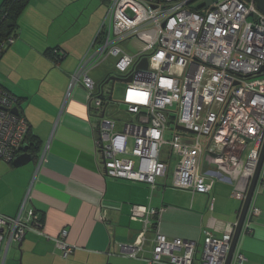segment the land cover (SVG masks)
<instances>
[{"label": "built area", "instance_id": "obj_1", "mask_svg": "<svg viewBox=\"0 0 264 264\" xmlns=\"http://www.w3.org/2000/svg\"><path fill=\"white\" fill-rule=\"evenodd\" d=\"M108 2L94 44L71 74L68 90L70 94L79 82L87 90L103 174L154 188L158 178L169 176L171 161L178 158L171 180L174 188L207 195V208L213 212L211 183L222 179L216 172L238 173L232 197L243 205L264 142V13L257 1ZM135 36L141 47L133 54L122 43ZM15 37L4 41L0 51L12 45ZM110 57L116 60V73L111 75L130 78L121 102L113 101L111 79L97 84L89 75ZM20 102L18 95L0 84V160L7 163H13L30 132L22 111H12ZM123 108L126 119L120 117ZM177 126L189 131L182 134ZM44 156L45 152L40 162ZM206 159L213 167L208 172L202 170ZM263 191L264 170L248 215L260 214L253 199ZM158 213L150 205L142 207V229L133 242L119 243L117 253L143 259L146 264H193L201 246L202 264H225L237 223L212 218L208 226L220 235L205 229L200 245L196 240L169 239L159 231L149 239ZM44 224L29 192L15 215L0 213V264H6L12 245L21 243L29 233L52 239L61 256L68 258L76 250L67 242L68 230L51 238ZM149 241L152 251L147 257ZM236 260L243 264L246 257L240 253Z\"/></svg>", "mask_w": 264, "mask_h": 264}, {"label": "crops", "instance_id": "obj_2", "mask_svg": "<svg viewBox=\"0 0 264 264\" xmlns=\"http://www.w3.org/2000/svg\"><path fill=\"white\" fill-rule=\"evenodd\" d=\"M18 24L15 42L4 53V64L0 63L5 74L0 84L21 99L22 113L30 124L26 143L36 145L30 150L35 161L17 169L0 160V213L15 215L29 192L46 234L53 238L65 228L67 242L76 246L63 258L52 239L29 233L21 249L15 245L22 264H146L117 252L119 243L135 240L143 227L141 208L147 205L159 211L149 239L159 231L169 239L196 240L200 245L205 229L220 235L208 226L212 218L238 221L240 201L232 197L238 173L216 172L222 179L211 183L213 212L207 208V195L174 188L168 177L158 178L154 188L148 183L106 178L97 156L87 90L79 82L68 94L70 74L88 51L91 37L83 42L81 34L73 35V25L65 21L35 22L30 16ZM55 48L67 53L60 66L49 55ZM97 68L90 71L92 78ZM210 169L206 159L202 170ZM253 201L261 212L247 215L232 264H240L236 260L240 253L246 257L243 264H264V191ZM200 249L194 264H202ZM151 251L149 241L145 255L150 256Z\"/></svg>", "mask_w": 264, "mask_h": 264}, {"label": "rangeland", "instance_id": "obj_3", "mask_svg": "<svg viewBox=\"0 0 264 264\" xmlns=\"http://www.w3.org/2000/svg\"><path fill=\"white\" fill-rule=\"evenodd\" d=\"M2 1L3 0H0V4L2 3ZM108 8H109V2L107 0H28L26 2L25 7H24L23 14H21L19 16L18 20H20V22L21 21L23 22L26 18H30V16H31L34 18L35 22L48 20L49 22L56 21L58 23V22H64L65 21V22L69 23V25H71V24L73 25V27L70 28L72 30L73 35L74 34H76V35L81 34V36L79 38L83 37L82 38L83 42L87 41L91 37V40H90L89 46H88V47H90L91 43L93 42V40L97 34L98 29L101 27V25H102V23L106 17V13L108 11ZM99 18L100 19L102 18L100 21V25L93 34L92 31H93L95 24ZM99 38H101V37H99ZM98 42H99V39L96 40L95 44H98ZM139 42H140L139 37L135 36L129 40H125L122 43V46L127 47L128 52L135 54V52H137V50L141 47ZM93 44H94V42H93ZM9 49H6L7 53L10 51ZM64 55H65V53L63 54V56ZM3 56H4V54H2V57L0 59L1 64H4L5 58ZM65 57H63L61 59V62L64 60ZM115 61H116L115 58L110 57V58L106 59L105 61L99 62L94 67V68H97L98 66H100L99 68H97L93 72V78H95L96 81L98 83H100L104 80L105 76L108 73H112V74L116 73ZM57 66H60L59 62L57 63ZM71 74H70V76H71ZM4 76H5V74H4L3 70H0V82H2V79ZM111 85H113L112 82H111ZM125 87H126V81L117 80L114 83V86L112 88L113 89V101H115V102H121L122 101ZM121 106L123 107L124 105H121ZM109 109H112V108L109 107ZM120 112H121L120 117H122V119L128 118L127 114L124 112V108L121 109ZM178 131L182 134L186 133L185 131H180V130H178ZM251 145H252V142L249 143L248 147ZM163 153H164L163 156H165L166 151L164 150ZM177 162H178V158L172 159V161H171L168 181L172 180V175H173V172L176 168ZM25 166H27V165H25ZM25 166H23V167H25ZM19 168H21V167H19ZM19 168H17V169H19ZM241 205H242V203L240 202V207H241ZM18 246H19V244H18ZM200 253H201V251H200ZM19 261H20V254L16 250L15 245H12L6 264H20Z\"/></svg>", "mask_w": 264, "mask_h": 264}, {"label": "water", "instance_id": "obj_4", "mask_svg": "<svg viewBox=\"0 0 264 264\" xmlns=\"http://www.w3.org/2000/svg\"><path fill=\"white\" fill-rule=\"evenodd\" d=\"M256 1H257V7L264 13V0H256ZM143 67H145V68L147 67V59L146 58H144V60H143ZM262 72L264 75V67L262 68ZM110 79L112 80V84H113L112 88L114 86V83L117 80L130 81V78H124V77H121L119 75H111V77L108 78L107 81H109ZM110 99H111V96H110ZM12 111L16 114L20 113L19 107H14L12 109ZM177 129L180 131H189L184 126H177ZM34 161H35V155L32 152H30V146L27 143H24L22 148H21V152L17 155V157L13 161V166L16 168H19V167H23L25 165H28L29 163L34 162ZM263 167H264V142L262 144L259 162H258L256 171H255V174L253 176V179L250 183V187L248 190L246 200L244 201V203L242 205V209H241V212L239 215V219L237 221V225L235 227L231 247H230L228 256L226 258L225 264H232L234 254H235L238 242H239V238L241 236V233L243 231V227H244L245 222H246V218L248 215V210H249V207L251 204V200L253 198L254 191H255L256 185L258 183L260 173L263 170ZM21 246H22V242L19 243L18 247L21 249ZM21 259H22V254L20 256V261H19L20 264H22Z\"/></svg>", "mask_w": 264, "mask_h": 264}, {"label": "trees", "instance_id": "obj_5", "mask_svg": "<svg viewBox=\"0 0 264 264\" xmlns=\"http://www.w3.org/2000/svg\"><path fill=\"white\" fill-rule=\"evenodd\" d=\"M28 0H3L0 4V45L8 40L11 36H15L18 29V18L23 13L24 7ZM14 44V43H13ZM12 44V45H13ZM12 45L4 48V50L0 51V59L2 54L6 52V49H9ZM58 48L50 49L49 55L54 61L55 66L57 63H61V54L58 50L57 55L54 53ZM2 53V54H1ZM67 53L63 57H65ZM81 59V58H80ZM111 77V73H108L102 83H105L108 78ZM28 138V136H27ZM30 146V150L33 146H36L34 143H27ZM33 153V152H32ZM34 154V153H33ZM25 239V238H24ZM23 242V241H22Z\"/></svg>", "mask_w": 264, "mask_h": 264}, {"label": "bare ground", "instance_id": "obj_6", "mask_svg": "<svg viewBox=\"0 0 264 264\" xmlns=\"http://www.w3.org/2000/svg\"><path fill=\"white\" fill-rule=\"evenodd\" d=\"M251 179H253V178H251ZM195 259H196V257H195ZM195 259H194V262H195ZM200 261H201V258H200ZM194 262H193V264H194Z\"/></svg>", "mask_w": 264, "mask_h": 264}, {"label": "clouds", "instance_id": "obj_7", "mask_svg": "<svg viewBox=\"0 0 264 264\" xmlns=\"http://www.w3.org/2000/svg\"><path fill=\"white\" fill-rule=\"evenodd\" d=\"M107 1H108V0H107ZM19 108H20V111H22V110H21V107H19ZM236 223H237V222H236ZM232 262H233V261H232Z\"/></svg>", "mask_w": 264, "mask_h": 264}]
</instances>
